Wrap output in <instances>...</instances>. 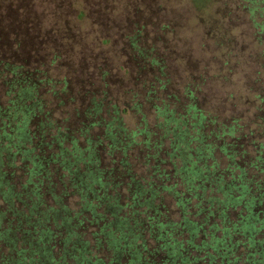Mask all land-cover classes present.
<instances>
[{
  "label": "rangeland",
  "instance_id": "obj_1",
  "mask_svg": "<svg viewBox=\"0 0 264 264\" xmlns=\"http://www.w3.org/2000/svg\"><path fill=\"white\" fill-rule=\"evenodd\" d=\"M263 7L260 0H213L205 10L196 9L192 0H0V24L5 31L11 27L6 40L29 62L26 67L43 73L39 107L53 113L82 148L88 140L103 142L101 129L93 126L97 120L87 121L83 99L89 95L105 98L107 108L126 109L124 121L131 131L147 125L165 153L166 138L173 134L159 127L155 105H193L209 118L212 141L207 144L216 145L217 153L228 146L238 155L237 165L249 168L255 154L264 156ZM21 11L26 22L30 18L38 24L25 34L13 33L23 20ZM151 70H156L153 75ZM7 90L0 83L1 101ZM224 135L226 144H220ZM103 147V164L115 175L116 155ZM131 156L139 157L133 163L140 175L150 176L154 164L141 163L140 156H146L141 147ZM59 189L65 194L70 187L65 182ZM74 194L66 205L76 214L82 204ZM162 211L180 218L171 197ZM23 238L20 232L17 252L1 243V264L19 261V252L29 249Z\"/></svg>",
  "mask_w": 264,
  "mask_h": 264
},
{
  "label": "trees",
  "instance_id": "obj_2",
  "mask_svg": "<svg viewBox=\"0 0 264 264\" xmlns=\"http://www.w3.org/2000/svg\"><path fill=\"white\" fill-rule=\"evenodd\" d=\"M192 2L196 9L205 10L213 0ZM260 3L264 6V0ZM17 11L20 8L16 9L19 13ZM23 14V20L15 24L13 33L25 34L28 28L33 29L38 24L30 18L26 22V12ZM260 15L264 17V7ZM19 25L22 30L17 29ZM260 27L264 32V24ZM3 28L0 29V45L6 46L10 42L6 39L11 27L7 31ZM153 71L156 70L149 73L153 75ZM32 81L23 80L22 97L34 98ZM166 85L162 86L163 92ZM89 96L83 99L87 121L97 120L93 126L101 129L103 142L93 143L95 146L91 147L92 142L88 140L84 148L74 142L67 156L70 168L75 166L71 176L76 174L75 178L70 176L73 181L70 187L79 192L81 211L87 223L101 229L99 243L104 254L114 257L112 262L264 264V156H255L249 168L239 167L238 155L229 154L228 146L220 148L224 156H219L216 145L207 144L211 140L204 124L207 116L199 114L197 108L156 104L159 127L173 134L166 138L170 144L165 153L162 142H153L147 125L135 131L126 126V109H120L117 104L107 108L105 98L97 100L98 96ZM174 100L177 101L176 97ZM156 101L163 102L160 98ZM30 103L36 108L35 102ZM192 120L197 122L192 123ZM225 136L220 144H226ZM104 144L108 145L110 155H116L115 175L108 172L103 164L104 156H100L99 150L101 147L104 150ZM137 147L146 155L140 156L141 163L154 164L148 177L141 176L133 163L136 158L139 160L131 156ZM242 156H248V152H243ZM81 164H84V178L77 175ZM167 197L175 201L180 214L178 220L162 211ZM73 229L70 219L69 237L73 235L78 240L75 232H71ZM74 244L81 245L80 241ZM89 246L87 242L77 249L81 260L88 261L92 255ZM102 261L105 264L106 260Z\"/></svg>",
  "mask_w": 264,
  "mask_h": 264
},
{
  "label": "flooded vegetation",
  "instance_id": "obj_3",
  "mask_svg": "<svg viewBox=\"0 0 264 264\" xmlns=\"http://www.w3.org/2000/svg\"><path fill=\"white\" fill-rule=\"evenodd\" d=\"M22 60L20 52L9 45H0V83L8 87L6 99L0 100V247L2 243L4 248L8 245L17 252V237L21 232L24 235L22 243L25 242L24 247L29 249L19 252V261L9 263L103 264L104 259L105 264H115L113 256L103 253L99 243L101 229L87 223L85 213L81 211L83 207L75 214L66 205L67 198L74 197V193L79 195L78 190L70 187L73 185L70 176L75 172V166L70 168L67 156L74 142L80 148L82 146L61 129L56 116L45 111L44 105L41 110L39 104L44 101L40 92L44 83L43 73L36 72L33 65L28 69L25 64L29 62ZM23 80H33L34 98L20 94V85H25ZM50 89L53 90L52 85ZM29 101L32 104L35 102L36 108L33 109ZM190 106L197 108L199 114H204L198 106L189 105L185 109ZM208 119L204 123L206 127ZM39 133H42L41 137ZM90 146L95 145L92 143ZM229 154L232 155L231 152ZM83 173L84 164L78 165V177L84 178ZM75 175L71 177L75 178ZM65 182L72 191L69 189L70 192L67 190L63 194L59 187ZM78 185L82 188L80 183ZM70 219L75 228L71 232H75L78 240L73 235V238L69 237ZM15 223L16 226H13ZM76 241H80L81 245L74 244ZM87 242L92 252L88 261L81 260L77 252Z\"/></svg>",
  "mask_w": 264,
  "mask_h": 264
}]
</instances>
